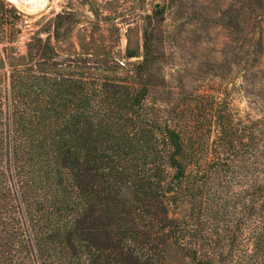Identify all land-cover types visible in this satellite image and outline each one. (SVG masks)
Here are the masks:
<instances>
[{"label":"trees","instance_id":"trees-1","mask_svg":"<svg viewBox=\"0 0 264 264\" xmlns=\"http://www.w3.org/2000/svg\"><path fill=\"white\" fill-rule=\"evenodd\" d=\"M251 1L264 22V0ZM164 14L157 5L155 15ZM66 18L55 20L58 41ZM149 32L131 68L58 60L40 36L26 55H10L0 100V264H264V95L253 93L264 69L243 67L242 90L257 95L259 119L235 124L228 104L213 113L241 163L237 174H247L230 194L194 162L186 133L198 132L149 101ZM125 69L134 83L121 77ZM208 165L219 177L228 162Z\"/></svg>","mask_w":264,"mask_h":264},{"label":"rangeland","instance_id":"rangeland-1","mask_svg":"<svg viewBox=\"0 0 264 264\" xmlns=\"http://www.w3.org/2000/svg\"><path fill=\"white\" fill-rule=\"evenodd\" d=\"M3 1L8 7L0 9V100L9 63L16 62L10 55H26L31 38L48 39L60 53L58 60L85 59L93 66L128 68L143 58L148 26L156 58L146 78L153 84L149 101L167 110L179 129L198 132L186 136L194 140L188 139L197 150L196 155L191 153L194 162H201L200 169L212 186L224 183L230 194L240 192L239 176L247 174L243 170L237 174L239 166L235 165L241 163L220 140L225 134L219 132L213 113L228 104L235 124L262 115L257 95L246 96L242 90L246 64L264 69V50L260 53L257 48L261 39L264 49V22L251 0H49L46 9L35 13ZM157 5L165 9L162 18L155 15ZM60 14L69 19L58 41L55 20ZM246 50L252 53L249 59ZM120 75L135 82L134 74L126 69ZM257 76L253 93L264 95V74ZM233 138L229 135L228 140ZM213 161L228 162L226 167L219 165V177L210 173L208 164ZM193 169L195 173L194 165Z\"/></svg>","mask_w":264,"mask_h":264},{"label":"bare ground","instance_id":"bare-ground-1","mask_svg":"<svg viewBox=\"0 0 264 264\" xmlns=\"http://www.w3.org/2000/svg\"><path fill=\"white\" fill-rule=\"evenodd\" d=\"M12 3L18 9L27 11L29 13H35L46 9L49 4V0H7Z\"/></svg>","mask_w":264,"mask_h":264}]
</instances>
